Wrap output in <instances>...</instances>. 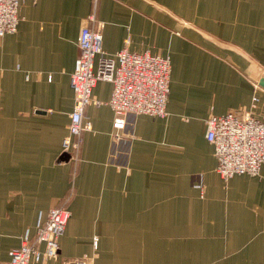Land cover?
<instances>
[{"label":"crops","instance_id":"obj_1","mask_svg":"<svg viewBox=\"0 0 264 264\" xmlns=\"http://www.w3.org/2000/svg\"><path fill=\"white\" fill-rule=\"evenodd\" d=\"M90 14L105 52L170 57L167 115L136 116L127 154L111 161L112 84L99 80L103 103L85 109L74 164L61 144ZM18 15L0 36V264L68 193L59 259L47 264H264V163L225 181L205 138L211 114L250 110L254 95L264 122V0H22Z\"/></svg>","mask_w":264,"mask_h":264},{"label":"built area","instance_id":"obj_2","mask_svg":"<svg viewBox=\"0 0 264 264\" xmlns=\"http://www.w3.org/2000/svg\"><path fill=\"white\" fill-rule=\"evenodd\" d=\"M21 2L0 0V36L16 32ZM86 20L87 23L79 31V53L69 77L73 106L68 114V132L61 144L62 153H68V161L74 164L79 160L81 133L91 129L85 109L88 105L103 103L92 94L99 80L112 84L107 104L113 111L110 152V160L113 161L118 154H127V151L122 153V147L129 146L136 116L167 115L171 72L168 55L137 53L126 47L113 54L105 52L102 48L104 23L97 21L94 14ZM255 88H258L257 84ZM258 101L259 98L254 95L250 110L211 114L205 120V138L213 145L216 172L225 181L234 175L256 176L260 173L264 163V122L252 112ZM197 182L201 187L200 178ZM70 197L71 193H68L60 204L48 210L44 218H39L34 236H23L20 246L9 251L5 264H47L50 260L59 259V238L71 215L68 207ZM93 246L97 248V237L93 238ZM90 258L83 255L66 259L63 264H90Z\"/></svg>","mask_w":264,"mask_h":264},{"label":"water","instance_id":"obj_3","mask_svg":"<svg viewBox=\"0 0 264 264\" xmlns=\"http://www.w3.org/2000/svg\"><path fill=\"white\" fill-rule=\"evenodd\" d=\"M61 159H62V160H65V161H68V159H69V154H68V153H62V155H61Z\"/></svg>","mask_w":264,"mask_h":264}]
</instances>
